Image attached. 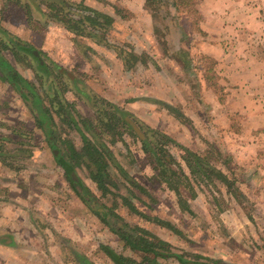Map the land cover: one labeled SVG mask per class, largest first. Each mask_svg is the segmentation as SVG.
Wrapping results in <instances>:
<instances>
[{"label":"rangeland","instance_id":"rangeland-1","mask_svg":"<svg viewBox=\"0 0 264 264\" xmlns=\"http://www.w3.org/2000/svg\"><path fill=\"white\" fill-rule=\"evenodd\" d=\"M0 1L8 31L41 52L53 80H45L33 57L17 52L16 58L11 47L4 48L3 54L30 88L25 89L21 83L29 96L25 100L0 74V196H33L32 212L47 216L38 219L27 214V218L39 225L51 221L62 228L60 224L72 221L81 210L79 217L90 224V245L75 242L74 248L85 251V256L89 253V264H115L106 246L122 255L125 264H182L176 255L184 260L216 264H264V0H148L143 6L134 5L132 24L139 35L134 37V46L129 44V37H124L120 20L118 25L114 21L113 27L104 29L90 30L86 23L85 30L99 36L90 38L97 44L94 51L82 44L84 38L76 37L81 35L73 41L67 32L61 36L59 47L53 46L52 37L45 35L55 28L48 9L52 2L37 1L29 16V10L18 6V0ZM173 2L178 4L180 14L167 6ZM43 9L48 17L42 15ZM74 10L71 7L69 12ZM54 13L52 18L66 28L71 15L79 16L65 15L59 6ZM177 30V46L186 47L181 52L174 49ZM145 34L149 37H143ZM206 46L220 50V59H213V66L208 60L211 57L204 53ZM166 47L179 66L172 62L169 67L167 61H161L164 71V66L150 61L144 50L152 48L154 52L156 48L167 53ZM159 52L154 56H159ZM203 54L208 58L201 59ZM121 57L125 71H133L136 98L145 91L161 96L163 81L168 87L171 83L179 85L182 80L186 84L183 96L190 102L180 95L181 103L176 105L158 100L154 103L157 110L165 109V114L174 118L167 119L158 111L138 110V116L134 113L127 117L132 125L125 124L100 84L112 77L114 59ZM192 61L194 66L189 65ZM57 68L78 78L80 89L91 99L87 101ZM196 76L202 78L204 87L208 86L206 91L198 90ZM50 85L53 87L48 92ZM106 85L114 91L111 80ZM33 92L42 102L38 111L30 101ZM42 106L52 121L50 136L46 121L43 126L37 125L42 121ZM182 122L187 126L185 144L148 131L161 133L164 127L180 131ZM144 139L149 142L147 150ZM180 146L203 158L206 164L201 168L210 181L202 174L191 173L185 161L187 154ZM86 148L105 162V185L94 182L93 160ZM72 152L76 177L95 199L94 206L112 209L110 220L118 228L142 233L162 255L133 252L117 235L110 234L91 211L90 218L83 216L81 201L74 194L81 187L64 176L55 161L56 155ZM155 154L172 158V162L164 160L169 173L159 167ZM75 225L82 227L78 221ZM77 262L86 264L83 259Z\"/></svg>","mask_w":264,"mask_h":264},{"label":"crops","instance_id":"crops-1","mask_svg":"<svg viewBox=\"0 0 264 264\" xmlns=\"http://www.w3.org/2000/svg\"><path fill=\"white\" fill-rule=\"evenodd\" d=\"M37 1L39 2L40 0H26L27 4H25L24 0H18V6L21 5L20 7L23 10L24 8L26 9V11L29 10V12L27 11L28 12L27 14H29L30 16L31 15L30 8L34 4L38 5ZM66 1L70 4L82 5L86 8L99 12L100 14L109 16L115 21V24H117V22H119L118 20H120L119 27L122 28V31H124V37L130 38L128 42L132 46H134V37L139 38V35L134 32L136 29L132 24L134 22V5L143 6L148 2V0H66ZM51 4L52 7L49 8L47 7V8L49 9V11H52L51 20H53V23L55 22V28L46 31L45 35H49L52 37L54 47H59V40L61 36L65 34V32H67L68 35H71L73 41L76 34L71 32L68 28L64 27V25H61L62 23H59L57 19L52 18L53 14L55 15L54 11L55 12L58 11V6L56 5L55 2L54 4L53 2ZM22 5H25V7H22ZM18 6L17 8L19 9ZM49 11L48 13H50ZM41 13L43 16H47L45 14L47 13L46 9L41 10ZM81 13L84 14L85 12L81 11ZM125 14H130V17H125ZM32 16H34V13H32ZM5 20L6 18H4V11H0V25L5 29L9 30L7 26L4 24ZM121 20L124 21L127 20L128 23H122ZM76 37L78 39L84 38L85 41H83L82 44L85 45L87 48L89 47L90 50L93 51L96 50L95 45L97 44L95 43L94 40L92 41V39H90L87 36H76ZM143 37L148 38L149 34H145L143 35ZM69 43L71 42H67V45H69ZM144 47L147 48V46L145 45ZM174 49L186 50V47L182 45H178V49L176 46H174ZM54 50L58 52V49H54ZM144 51H145L144 53L151 58L150 61L155 62L158 65V67L164 66L161 67V69L164 71L166 70L165 65H161V61H167L169 67L170 66L172 67L171 64L172 62L176 66H179L178 63L176 62L178 60L175 59L173 53H171L169 51V48L167 47H166L167 53H163L162 50H161L162 52L161 51L159 52V50H156V48L154 49V52L152 48ZM218 51L220 52V50ZM218 51L214 46H206L204 48V53L210 56L212 59H215L216 61L220 59V57H217ZM157 52H159V56H154L155 55L154 53ZM223 52L224 50H222V54ZM114 60H115L113 62L114 66L112 68L113 72L111 71L112 72L111 74L113 75H111L112 77H107L111 80V85L112 84L114 85V91L113 92L111 91L113 89H111L110 85H106V83H108L110 80L106 78L102 80L103 82L100 81L102 82L100 83L102 86L101 87L102 92H104V94L109 99V101H111L115 105L113 106L114 109H117L118 111L124 110L126 113L130 114V116L131 115L134 116V113L138 116L137 113L138 110H140L142 113L143 111H149V112L154 111V113L158 111L159 113H161L160 115H162L163 117H166L167 119H171L174 118L175 116L170 115L168 112H166L165 114L166 111L165 109L157 110V106L154 103H157L158 100H164L163 102L167 101L169 104H173V103L174 105L180 104L181 102H179L178 95H180L187 102H190L189 101L190 99L184 98L183 96L184 93H186L183 86H186V84L182 80H180V84H179L180 86L177 85L178 84L177 82L176 84L171 83L168 87L166 81H163L161 85L158 80V84H160L163 87L162 89L163 91H161L163 92V94L161 96L160 93L158 95L157 93L151 94L145 91V93L142 94L143 96H138V98H136L134 96V92L137 91V87H135L134 74L132 73L133 71L130 72L125 71L126 68L125 65L123 64L124 59L122 57L120 59L116 58ZM258 64H260V62ZM149 65H150L149 67H152L151 63H149ZM189 65L194 66L195 63H193L192 61V63H189ZM103 69L105 70L106 66ZM105 72L107 73L106 70ZM178 73L181 74L179 71ZM193 74L197 75L196 73ZM126 76L128 78H126ZM158 77L160 78V76ZM1 78L5 79L2 76ZM5 81L10 83L7 79H5ZM195 83H197V85L199 86V88L197 87L198 90H202V92L203 90L206 91L208 88L207 85L206 87L203 86L204 82L202 78H198V77L195 78ZM193 92L194 89H191V94ZM192 100H193L192 102L194 103L195 100L193 98ZM215 102L217 105V99L215 100ZM41 104L42 102H40V105ZM175 121L179 125L177 119ZM183 124L185 123L182 122V125L180 126L181 129L180 131L176 130L175 128L173 132L171 128L168 127H164L160 130L162 131L161 133L169 136L170 138L172 137L178 143L185 144V139H186L185 133L187 131V126H183ZM176 131L178 132L176 133ZM181 132H183V134H181ZM55 161L59 166L63 175L68 177L65 170L61 167L60 163L58 162L57 155ZM0 162L3 161L0 159ZM69 178L71 182L74 181L71 175L69 176ZM77 179L80 180V178ZM74 194L81 201L80 203L83 206L82 207L83 216L86 214V216L90 218L91 216L90 214L92 210L78 196L79 194L78 191H75ZM34 201L35 198L33 196H27L22 198L20 197L18 199L7 198L6 196H0V264H79L77 262L78 259H83L84 262H86V264H89L90 263L89 262L90 258L88 256L89 253L87 252L88 254H86L85 256L84 255L86 253L85 251L83 250L81 252L76 251V249L74 248L75 242L82 243L81 245L83 246L90 245V237H91L90 224L89 223L87 224V222H85V219L79 217V215H81V210L78 211L77 215L74 216L72 221H66L60 224L62 228H59L55 223H51V221L42 222L39 225V222L37 221L33 222L31 218L30 220L27 218V214L29 216H33V218L38 216V219L42 218L43 215L47 216V214H36L35 212H32V210L30 209V207L32 206L30 204L34 203ZM78 209H80V206H78ZM74 221L75 222L78 221L82 223V227L79 228L77 225H75ZM50 223L52 225V228L49 229L48 225ZM99 223L101 222L99 221ZM108 231L110 234H115L110 229H108ZM115 244H117V242ZM129 249L133 252H136L131 248Z\"/></svg>","mask_w":264,"mask_h":264},{"label":"trees","instance_id":"trees-1","mask_svg":"<svg viewBox=\"0 0 264 264\" xmlns=\"http://www.w3.org/2000/svg\"><path fill=\"white\" fill-rule=\"evenodd\" d=\"M151 3L156 2L158 0H150ZM48 2H55L56 5L59 6L60 10L63 11V13L65 15L70 16L71 14H77L78 13V17L74 18L72 15L69 17L70 18V24L67 26V28L75 33L76 35H81V36H87L89 38H94L97 39V37L99 38V36L96 33L93 32H89V30H85V24L88 23L91 28H89L90 30H92V28H101L104 29V27H111L112 24L114 23V20L106 15L100 14L99 12H96L92 9L86 8L82 5H74V4H70L68 3L66 0H48ZM167 6L173 7L176 12H178V14H180L179 8L176 6V4L173 3H169L167 4ZM71 7L73 9H76L77 12H69V10L71 9ZM81 11L85 12L84 14L81 13ZM103 20L99 21V20ZM59 21V20H58ZM113 27V26H112ZM86 31V32H85ZM179 30H177L174 33V44L176 42V47L178 49L177 46V37L179 35ZM11 47L10 50L12 51V55L14 57L17 58V52H22L24 55L26 56H31L33 57L35 60H37V58L34 56V52L37 51L32 45L24 42L23 40H21L20 38H17L16 36H13L7 29H5L4 27H2L0 25V74L3 78L7 79L13 86L14 88H16V90L19 91L20 94H22L24 96L25 100H29V96L26 94L25 90L22 88L21 83L25 84V89H27V87H29V83L19 74V72L17 71V69L12 65V62L7 58V56L5 54H3V50L5 47ZM7 47V48H8ZM179 52H181V49H178ZM38 53L40 54V57L42 58V54L41 52L38 51ZM207 59L208 57H205V55H203L201 57V59ZM43 59V58H42ZM212 63L210 64V66H213L214 64H216V62L213 59H209ZM38 62V60H37ZM39 64V62H38ZM57 70L60 71V73H62L63 75L67 76V78L73 83L74 88L78 91H80L82 93V96L86 98L87 101H89L91 98L88 95V93H86L85 91H83L82 89H80V80L78 78H76L75 76L72 75V73L70 71H66L65 69L62 68H57ZM39 71L42 72L43 76H45V80L49 83H51L53 80H51V76H52V72H49V70H47L46 66H45V70L43 68L40 67L39 65ZM207 79L209 80V77H207ZM53 87V86H52ZM52 87L50 85V87L48 88V92L52 90ZM30 88V87H29ZM32 100L31 104L33 107L36 108V111H38V107L40 106V96L37 95L36 93H32ZM53 102V100H51ZM53 107L56 109V103L53 102L52 103ZM94 108H97L96 106H94ZM42 112L40 115H42V121H38L37 125L38 126H43V123H45L46 121V129H47V134L50 136L51 133L50 131L53 130V126H51L52 121L50 118V115L47 111H44V107L42 106ZM116 112L118 111L117 109H115ZM118 113L121 114L122 116V120L125 122V124L127 125H132L129 123L130 120H128L130 117V115L128 113H126L123 110H119ZM49 115V118H45ZM62 115V113L60 114ZM44 118V119H43ZM47 119V120H45ZM72 122L75 123V125L77 124V122H75L72 119ZM52 127V128H51ZM77 127V125H76ZM139 130V129H138ZM140 131V130H139ZM149 132H151L152 134H159L160 136H162V138H165L167 140H171V138L167 135H164L162 133H157L154 132V130H148ZM80 132V130H79ZM82 135V139L84 141H86V136ZM145 138V137H144ZM172 141V140H171ZM49 142L53 143V139L51 137H49ZM173 142V141H172ZM144 145V149L147 150L149 149V142H147V140L144 139L143 142ZM181 148H183L184 152H186L187 156L185 157V161L188 164V167L191 170V173L193 175H197V174H202L206 180L210 181L209 176H207V173L205 171L202 170V166L205 165L206 163L204 162L203 158H201L199 155H197L196 153L180 146ZM88 148H86L87 150ZM87 152L89 153V155L91 156L93 162V166H94V170L92 171V178L94 180V182H96L99 185H105L107 183V177H108V172H107V168H106V164L105 162L102 161L101 156H95L94 153L90 152L89 149L87 150ZM1 154V153H0ZM3 154V153H2ZM73 157L74 154L73 152L71 154H59L57 155V159L58 162L60 163L61 167L65 170L67 176H70V173L74 172L75 173V163L73 161ZM155 160L157 162V164L159 165V167L161 169H163L162 171L165 170V172L169 173L170 172V168H167V166L165 165L164 160H170L168 162H172V158H170L167 154L165 155V157L163 156V158L161 156H159L158 154L154 155ZM123 173H126L125 171L122 170ZM220 173V172H219ZM220 175L225 179V176L220 173ZM70 179V178H69ZM73 184L75 185H79L81 187V191H79L78 196L82 199V201H84V203L90 207V209L92 210V212L100 219L101 222H103L107 227H109V229L114 232L122 241L125 242V245L129 248H131L134 251H140V252H144V253H153L155 256H160L162 255L158 250H157V246L155 245V243L151 240H149L146 236H143L142 233H137L138 231L136 230H130V229H125V228H118L115 224V222L110 220V215L112 212V209L110 210H106L105 208H97L94 206L93 202H94V198L90 197V193L88 191V189H86V187H84V185L81 184L80 180H74L72 181ZM110 212V213H109ZM109 217V218H108ZM124 226V225H123ZM126 227V226H124ZM106 252L108 253V255L113 259V261L115 262V264H125V258L122 255L116 254L114 251L108 249L107 247L105 248ZM178 261L182 264H216L215 261L214 262H197L195 260H184L181 256H175Z\"/></svg>","mask_w":264,"mask_h":264},{"label":"water","instance_id":"water-1","mask_svg":"<svg viewBox=\"0 0 264 264\" xmlns=\"http://www.w3.org/2000/svg\"><path fill=\"white\" fill-rule=\"evenodd\" d=\"M34 56L37 58L38 62H39V65L41 68H43L45 70V64H44V61L42 60V58L40 57V54L38 53V51H35L34 52ZM71 177L74 179V180H77V177H76V174L75 173H70Z\"/></svg>","mask_w":264,"mask_h":264}]
</instances>
